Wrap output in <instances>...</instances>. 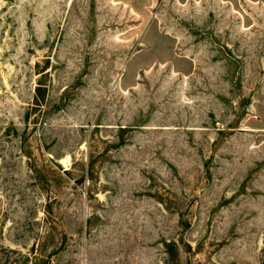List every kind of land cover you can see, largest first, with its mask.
<instances>
[{
	"label": "rangeland",
	"instance_id": "1",
	"mask_svg": "<svg viewBox=\"0 0 264 264\" xmlns=\"http://www.w3.org/2000/svg\"><path fill=\"white\" fill-rule=\"evenodd\" d=\"M0 264H264V0H0Z\"/></svg>",
	"mask_w": 264,
	"mask_h": 264
}]
</instances>
